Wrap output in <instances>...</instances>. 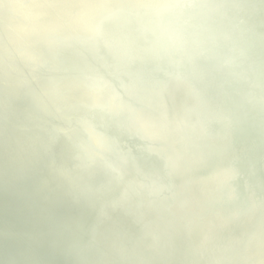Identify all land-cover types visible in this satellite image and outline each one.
Masks as SVG:
<instances>
[{
  "label": "water",
  "instance_id": "95a60500",
  "mask_svg": "<svg viewBox=\"0 0 264 264\" xmlns=\"http://www.w3.org/2000/svg\"><path fill=\"white\" fill-rule=\"evenodd\" d=\"M25 2L31 10L51 6L49 0ZM154 2L104 1L96 6V13L87 10L91 18L78 30L73 22L64 20L61 6H54L55 22L61 29L51 34L54 53L44 59L45 70L33 65L39 58L36 52L23 54L21 63L11 48L0 46V57L6 58L18 78L16 85L21 86L18 73L22 67L36 71L29 75L37 77L39 92L25 86L31 93L27 107L37 108L41 101L44 112L56 113L47 120L53 129L49 136L53 145L61 142V136L69 146L73 144L68 139H74L87 156L71 162L56 156L64 168L62 173L51 165L55 146L50 142L31 137L23 143L30 148L32 143L39 146L36 150L42 160L38 170L46 182H53L51 188H63L56 179L65 173L73 184L83 178L85 183H97L88 191L105 201H110L105 199L109 190L118 194L119 184L129 181L127 171H119L127 165L137 180L135 185L128 184L136 211L126 213L129 199L120 198L117 203L120 213L133 224L135 248L148 260L162 257L165 264H264V194L246 182L260 181L264 173V141L260 138L264 129L260 119L264 118V0H179L191 7L165 17H157L145 7ZM28 24L26 31L33 26ZM14 31L13 26L8 29L9 34ZM34 45L36 51L42 48L43 54H48L47 41L36 38ZM231 48L253 56L255 65L248 68L243 60L234 65ZM65 79L80 88L81 98L72 95L74 86L64 84ZM47 83L54 84L50 90ZM8 101L20 110L13 98ZM81 106L93 108L103 117L95 126L74 117ZM243 121L247 138L237 140L235 131ZM0 122L1 130L11 138L8 127ZM22 128L25 132L45 131L26 120ZM11 140L9 148L13 149L16 143ZM139 153L152 164L159 163L165 172L152 169L137 157ZM243 156L248 170L240 174L236 163ZM86 158L105 169L88 165ZM1 168L3 180L13 177L9 167ZM116 174L120 178L116 179ZM102 185L105 193L99 189ZM239 190L248 195L249 204L238 202ZM97 203L84 202V218L110 223L111 230L114 222L108 221V214L104 215ZM2 216L0 233L2 228L18 233L20 224L12 210H4ZM6 216L11 226L6 224ZM228 218H236V224L228 226ZM95 225L86 237L98 242ZM184 229L187 246L180 253L173 244ZM223 231L228 232L226 240ZM106 239L121 244L122 238L110 235ZM236 243L244 251H237ZM117 248L124 255L123 247ZM95 252L68 247L62 264H99L100 253ZM7 257L13 259L3 253V258ZM104 260L106 264H127L111 253H106ZM128 264L142 263L128 260Z\"/></svg>",
  "mask_w": 264,
  "mask_h": 264
},
{
  "label": "bare ground",
  "instance_id": "6f19581e",
  "mask_svg": "<svg viewBox=\"0 0 264 264\" xmlns=\"http://www.w3.org/2000/svg\"><path fill=\"white\" fill-rule=\"evenodd\" d=\"M49 1H51V6L47 8L31 10L27 9L25 0H0V46L11 48L14 54L19 55L21 63L23 54H27V52H36L39 54V58L33 65L43 70H45L44 59L48 58L51 53H54L53 49L55 45L51 34L61 29L60 24H56L55 22L53 13L54 6L59 4L63 12L64 20L70 23L73 22L74 28L78 30L83 28L85 23L91 18V15L87 14V10H90L92 14H94L96 13V6L107 0ZM28 22L33 23V26L29 31H26L24 26L29 25ZM11 26L14 27L15 31L9 34L8 29ZM36 38H40L49 43L50 49L48 50V54H43L44 51L42 48L36 51V46L34 45ZM230 52L233 56L231 57L234 60V65L240 63L242 60L244 61V65L248 68H250V65H255L253 56H249L248 53L243 54V52L239 51L237 48H231ZM33 65H31V68L35 69ZM12 69L13 68H10L7 63L6 58L0 57V121L8 127L7 130L10 132L11 137H7L3 129L1 130L2 127L0 124V139L3 140V145H0V225H2L1 218H3V212L8 209L10 211L12 210L16 221L20 225L18 226V233H16L15 230H13L14 233H12L5 228L1 229L0 264H62V259L65 255L64 252L67 251L68 247H71V249L77 247L89 254L92 250H96L95 253H100L98 255L99 258L96 259L99 264H106L104 260L106 253L114 254L116 259L120 258L126 261L127 264L128 260L132 263H136L137 260H140L142 264H165L162 257L156 258L155 260H148V258H145V254L142 253L140 248H135V239L131 231L133 224L131 220L125 219L120 213L121 210H119V204L117 203L120 198L124 200L129 199L131 201L128 203L129 206H126V213L132 215L136 211L134 210L136 206H134L132 202L135 196L129 191L128 184L132 186L137 180L136 176L127 165H122L119 171L126 170V178L129 181H120V192L118 194L113 195L111 194V190L108 191L107 198L105 199L110 201L97 199L94 192H89L88 187L95 189L97 183H85L83 176V179H80L78 184L67 181L65 173L60 175V178L57 176L58 178L56 180L59 181L57 184L63 187L59 190L51 188L53 182H46L44 179L45 176L40 174L38 170L42 160H39L38 156L40 151L36 150V148L40 150L39 146L36 145V143H32L33 149L26 146L23 141L27 142L31 137H39L44 142H50L49 144L53 145V141L51 142L49 137L51 135L50 131L53 129L52 125H50V129L47 120L53 118L56 113L44 112L45 109H43V103L41 101L37 108L35 107L30 110L27 104H29L28 99L31 97V93L25 86H30L36 93L39 92V81L37 77L29 75L31 73H37L36 71L29 72L30 69L22 67L18 73L21 82V86H19L16 85V80L18 78L13 73L14 69ZM98 69H100L99 66ZM247 81H250V77L247 78ZM63 83L74 86V84L70 82V79H65ZM50 84L47 83L46 85L49 90L53 83L51 86ZM40 87H42L41 83ZM74 89L76 93L72 95L81 98L83 94L80 88L74 86ZM16 91H19L20 94ZM9 98L15 100V103L20 106L19 109L21 111L15 110V105L9 103ZM37 99L38 97L35 99V102ZM76 112L78 113L75 114L74 117L89 121V123L94 126L103 117L102 113L88 106H81L79 111L77 110ZM260 119L264 122L263 117H260ZM25 120L34 125L43 126L45 131H43V133H37L35 131L25 132L22 128V122ZM73 122L79 128L77 120ZM14 123L18 124L15 129L12 128V124ZM246 125L247 123L244 121L237 125L235 131L237 140H244L247 138ZM60 138H62L61 142L54 144L53 146H55V148L53 147L51 150L53 153L51 165L57 170H62L63 173L64 168L58 164L60 161L58 162L55 160L56 156L64 158L67 162H71L81 157L85 159L87 155L83 154V147L80 146L76 140L68 139L73 144L72 146L70 145V147L67 140L62 136ZM260 138L264 141V129L262 130ZM11 139L16 143L13 144V146H15L13 149L9 148L11 146ZM89 152H91V150ZM137 157L145 163H150L148 165H150L152 169L163 173L165 172L162 170L159 163L152 164L151 161L140 153ZM86 161L88 165L97 164H94L93 161H89L87 158ZM81 165L82 164H80V166ZM97 165L99 168L105 169L101 164ZM236 166L240 174H244L245 171L247 172L248 165L244 160V156L238 159ZM1 167H5L6 169L9 167L13 177L9 180H3L1 176ZM96 168L97 167H90V170H95ZM25 172H27V176ZM108 172L112 174L110 170H108ZM95 174L97 177H100V173L98 174L96 172ZM261 175L262 179L260 181L255 180L252 182V180H246V178H241V180H246V182L249 181L251 184L253 183V185L261 190V194H264V173ZM117 177H119V174H116V179ZM25 183L28 184V186L25 185ZM99 189L103 193L106 191L103 185L100 186ZM236 195L239 197L238 202L240 204H247L249 202V197L244 191L239 190L236 192ZM125 196L128 197L125 198ZM86 200L97 201V204H99L98 207H100L103 214L105 215V212L108 214V221L114 222V228L111 230L108 229L111 226L110 223L94 222V219L86 220L82 214V208ZM132 203L133 205H131ZM107 210L110 212L108 213ZM5 222L8 226H11V220L7 216L5 217ZM236 222V218L226 219V224L230 227L234 226ZM94 224H96L95 226L96 229H98L99 238L101 240L98 242L86 237L88 229H94ZM180 231L181 230H179L178 237L180 240L174 242L173 247L181 253L187 246V243L184 241L186 229L182 232ZM226 232L227 231H223L221 233L225 240L229 238L228 232ZM79 235L82 236L80 240ZM110 235L121 237V244L118 240L113 241V244L107 241L106 238ZM123 237L126 239V242ZM117 247H123V251L125 252L124 255L121 254ZM235 249L237 251H244L242 246L237 243L235 244ZM3 253L6 256L13 257V259L9 257L4 259ZM224 255L225 253L223 252L221 256ZM179 263L183 264L181 262Z\"/></svg>",
  "mask_w": 264,
  "mask_h": 264
},
{
  "label": "clouds",
  "instance_id": "9594fccd",
  "mask_svg": "<svg viewBox=\"0 0 264 264\" xmlns=\"http://www.w3.org/2000/svg\"><path fill=\"white\" fill-rule=\"evenodd\" d=\"M157 17L170 16L175 10L191 7L180 3L179 0H155L154 3L145 5Z\"/></svg>",
  "mask_w": 264,
  "mask_h": 264
}]
</instances>
